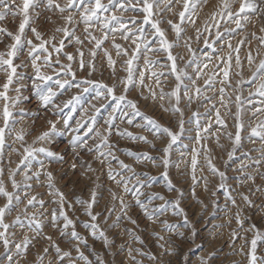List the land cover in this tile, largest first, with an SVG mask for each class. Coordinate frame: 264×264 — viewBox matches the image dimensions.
Wrapping results in <instances>:
<instances>
[{"label": "snow or ice", "instance_id": "1", "mask_svg": "<svg viewBox=\"0 0 264 264\" xmlns=\"http://www.w3.org/2000/svg\"><path fill=\"white\" fill-rule=\"evenodd\" d=\"M209 0H65V3L61 4L59 0H22L20 4H17L15 0H0V21H3L9 14L13 17L20 16L18 30L13 33L6 27H0V36L7 35L13 41L7 45L6 51H0V71L6 75L5 82L0 85V99L4 100L3 107L0 108V119H2V125H0V164L3 162L5 147L12 148L13 152H19V149L12 147V144L20 142L24 148L21 154V159L17 163L16 167L8 169V181L11 185L9 190L8 185L3 179L4 168L0 167V198L5 201L0 205V243L4 248L6 255V264H14V257L12 255V246H14L15 254L21 255L26 253L27 248L31 243V238L27 235L22 240L16 242L13 237L14 232L10 229L19 226L20 228L27 227L29 230L34 231L39 236L43 230V222L38 219L36 212H30L29 208H36L39 205L40 208H44L45 201L43 199H37L36 195H29L26 189H30L32 185L28 181L33 178L39 179L41 173L47 177V188L49 189V196L55 197L52 203L57 205V208L50 210V223L54 228H58L62 236H69L70 240H76L84 245H87V239L82 237L79 232L75 230V221L69 217L67 209L73 208V203L69 201L65 194L56 188L54 183V176L51 171L45 169V162L43 159H38L42 154L50 161H60L63 159L61 155L50 149L34 145L38 142H48L50 137L56 132V121L48 120L50 127L40 132L32 141L31 145L24 146L25 136L29 133L24 128L17 129L15 125L21 123L25 117L34 115L24 108H18L17 106L23 104L29 98L21 94V89L16 88L17 95L15 97H9L8 91L10 85L19 76L18 68L25 67V62L21 61L20 64H15L14 60L20 58V54L24 51L25 43L27 45V57L31 63V67L34 70V89L35 96L37 97L40 105L48 109L51 107L52 115L61 116L64 113V109L70 108L69 118L71 113L79 110L80 119L76 121V128L74 131L77 133L72 138L71 144L73 150L80 148L86 150L88 153L95 152L97 154L96 159H99L101 164L108 162L111 164L112 160H116L120 165L121 171H116L109 167L108 176L118 186L123 187V193L132 195L135 199V204L145 214L149 221L156 222L159 217L163 216L169 210L173 216L182 217V222L170 223L167 219L160 220L162 225V231L172 233L181 239H185V233L180 231L181 227H189L187 214L181 207L179 197L175 200L166 199L160 193L148 194L145 199H141L144 196L143 189L145 187H151L152 184L158 179L157 177L149 176L148 173H136L135 170L124 161L119 160L113 152L114 145L110 143L109 137L115 134L121 137H126L133 141H141L145 144H150L153 148L156 147L153 140H164L166 143L159 149L161 155L153 156L148 152H131L127 151L129 156L134 157L137 163L149 162L153 166H162L163 172L160 178L165 181V186L169 192L178 191L175 185L169 178L168 169L172 161L170 160V153L173 146L176 144L181 134L186 129L184 127V109L181 104L184 103L185 107H190L194 99H201V103H207L211 105V108L215 110V123L221 128H227L225 120L221 116L220 109L216 107L217 101H214L212 96L206 94V90L215 89V83L218 76L222 74L223 79L218 82L222 85L219 92L218 103L225 109V115H231L234 120L235 132H226L225 135L232 142L231 150L228 151V159L231 160L235 156L236 152L243 148L242 132L247 131V139L250 142L260 141L259 148H253L249 152H244L243 157L245 160H241V163L235 171L242 173L241 176L236 177L241 183L246 181H255V176L252 172L246 171L249 168L255 167L256 173L264 176V173H260L259 169L264 164V59H261L256 66V71L252 73V78L247 83L254 86V91H249L247 97L242 94V86L245 83L243 79L237 80L235 85L230 80V66L235 59V65L239 68L241 66V60L239 57L240 44L245 43V40H241L233 47L231 40L229 39L226 46L230 49L227 57L216 56L215 54L220 50L217 48V44L220 47H224L225 37H232L238 32H243L247 23L250 20V14H256L258 12H264V9H260L253 0H219L216 5V10L211 13L208 20L204 21V32L199 27H196V18L199 16L200 10L203 6L208 4ZM238 2V8L234 9V5ZM163 4V7H161ZM43 5L48 11H58L61 19L64 21V26L57 27L56 33H62V37L59 42H56V35L45 38L44 35L35 27H31L35 18H38L39 13H36L34 18L30 15V9H36ZM176 5H180L181 9L178 13L174 12ZM173 13L177 16L175 21L166 19L161 16L163 12ZM138 13L141 14L138 19L137 15L126 16L125 13ZM67 13V15H65ZM219 17V19H217ZM49 21L51 17L47 18ZM221 21L225 25H234V27L226 26L221 31ZM167 23L174 39H169L167 30L161 25ZM211 22V25H210ZM83 25V39L81 36L76 35V29L79 25ZM192 26L195 32V37L186 36V26ZM211 28H215V34L212 41L204 35L205 32L211 35ZM26 27L31 29L34 34L35 41L29 39L25 35ZM261 32H264V28H261ZM98 33V34H97ZM252 37L259 41L260 46H264V35L256 36L255 33L251 34ZM203 38V43L206 48L211 49V54L205 52L203 54V61L196 55V51L192 48V41L195 39L197 42ZM65 40L71 43L73 40L76 45H79L76 49V55L71 52L63 51L66 47ZM121 41V42H118ZM85 41L90 48L87 49L88 59H85L84 45ZM110 44L111 49L105 47V44ZM183 47L187 49L189 53V59L184 62L183 66H180L178 61L184 60V57L180 53L173 54V49ZM102 50L103 56L107 59V65L112 70V75L116 76V64L117 60L113 59L112 51L115 52L117 58L123 57L122 70L126 73L123 77H117L116 82L111 86L103 81H97L91 79L92 73L96 70V57L98 52ZM55 59H53V54ZM63 54L67 63H63L60 59V54ZM152 53H164L163 57L165 62H161L160 58L154 57ZM235 53V57H233ZM259 55V52L257 53ZM78 57V59H77ZM220 61V64L215 65L212 69V73L209 75L207 69L213 59ZM141 60L143 62L141 66ZM76 62L77 69L84 71L88 69V75L84 78H77V72L73 69V62ZM249 65L253 63V57L251 52L247 56ZM223 65V67H221ZM188 69H192L190 73ZM219 70V71H218ZM240 75V73H236ZM174 77V86L170 90L166 91L163 84H167V77ZM207 78H204V77ZM163 78V79H162ZM204 79L203 87L197 84V80ZM152 81L156 85L153 87L152 83H146ZM227 89H232L235 92V113L230 110V104L233 103L231 95L228 94ZM121 88L122 91L117 94V89ZM76 91L70 95L66 100H62L59 103L56 101L59 97L69 93L70 90ZM138 89L139 95L142 98L147 99L144 96V89H147L148 96L153 101H160V108L167 113L179 116L178 126L180 131H173L171 127L165 126L160 123L154 117L141 112L138 107L137 101L129 99L128 94L133 90ZM254 97H259L258 101H254ZM107 101V103H105ZM99 103V107L97 106ZM107 118L104 120V126H98L96 114L101 112V109L107 110ZM12 109H16L13 111ZM251 110L249 113L250 121H255L253 124H246L243 115L247 110ZM91 113V115L89 114ZM209 109H205L203 115L207 116ZM19 119H16V116ZM200 112H193L188 122L191 123L195 120L196 136L195 140L199 143L202 139H207V134L210 132L212 126V120H208L204 127H201ZM137 118H140L139 123L136 122ZM120 120L121 123L126 122L128 125H135L152 135L153 140H149L147 135H135L129 132L127 129H120L116 125V121ZM64 123H68V119L64 120ZM83 130V135L79 134ZM6 138H13L12 143H8ZM217 143H219V136L216 137ZM89 140H92V145H89ZM187 147V146H185ZM203 151L204 159L208 166V169L213 175H218L221 179L219 185L220 188H225L224 181L227 179L226 173L220 171L213 163V158L209 155L210 150L206 145H202L201 149H192L191 156V169H192V181L193 186L198 183L196 172L198 169L197 157ZM251 152H257L258 156H252ZM33 163L39 165V170L29 173L32 170ZM179 167V165H176ZM75 168V165H73ZM89 171L91 166L89 165ZM124 171H131L132 176H143L145 179H136L135 185L129 187V183L132 180V176H123ZM22 175L23 182H19L16 179L17 175ZM205 181V189H207V178L201 177ZM260 189L257 188V191ZM111 192V190H110ZM23 193V194H21ZM244 202L251 205L252 201L248 195L240 194ZM112 200L118 201L121 208L120 215H117L116 221H114L109 227H117L122 216L126 215V210L129 205L125 203L124 196L111 192ZM227 198L233 205H236L235 198L226 192ZM160 200L163 203L151 206L153 200ZM26 200V203H25ZM98 202V192L94 188L90 193V198L85 200L80 197H76L75 203L83 207L84 214L89 217L88 221L84 222V227L89 230L90 235L94 239H101L105 247H108L110 241L105 234V231L101 228L97 222L100 213H94V206ZM24 204L23 208L20 205ZM13 211L17 212L15 218L9 223L6 222V217ZM48 210H45L47 212ZM116 211L115 203L109 209H107L108 216H111ZM45 212H41L40 216H44ZM105 217V223H107ZM132 224H136V220H132L129 217ZM236 223L243 227V219L240 212L237 211ZM62 221V224L60 223ZM216 227H223V225H217ZM71 228V231L67 230ZM136 242L143 244L144 241L140 236L136 235L131 229H125ZM246 231L253 232V236L249 241L246 237L245 244L248 245V251L245 253L244 248L239 250L247 257L248 264H264V256L257 255L258 242H264V232L256 228L253 224ZM193 237L197 235L194 229L191 230ZM157 240H164L163 236L154 232ZM233 240L238 238V233L233 230L231 233ZM45 239L52 241L50 236H46ZM168 243H173L168 241ZM55 248L57 259L59 264H64L65 258H68V264H76V260L83 261L84 264H93L92 260L88 258L81 250L80 244L74 245L77 256L72 257L71 251L62 250L59 245L52 244ZM158 247L164 249V253L171 255L175 248H165L164 244H158ZM120 250H124V245L120 246ZM47 254L48 249L44 250ZM133 252L136 255H133ZM128 259L132 261V264H143L142 260L137 259V256L145 257L150 261H157L156 254L146 252L141 248L128 247L127 249ZM215 253H209L207 258L201 257L200 264H208V260L215 257ZM39 264H43V256L38 257ZM49 264H52L49 261ZM96 264H105L100 258L99 254L96 256Z\"/></svg>", "mask_w": 264, "mask_h": 264}, {"label": "rangeland", "instance_id": "2", "mask_svg": "<svg viewBox=\"0 0 264 264\" xmlns=\"http://www.w3.org/2000/svg\"><path fill=\"white\" fill-rule=\"evenodd\" d=\"M17 4H20L22 0H15ZM61 4L65 3V0H59ZM106 2V0H105ZM254 3L258 5L260 9H264V0H253ZM219 0H209L208 4L204 5L202 10H200L199 16L196 18V27H199L202 32H204V21L208 20L211 13L216 10V5ZM238 2L234 5V9L238 8ZM163 7V4H161ZM181 9L180 5H176L174 12L178 13ZM36 13H39L38 18ZM30 15L35 19L31 27L37 28L45 38L56 35V42L58 43L62 37V33H56L55 29L57 27L64 26V21L58 11H48L43 5L36 9H30ZM67 15V13H65ZM126 16L137 15L138 19L141 14L138 13H125ZM166 19H171L175 21L177 16L173 13L163 12L160 14ZM51 17L49 21L47 18ZM22 17H13L10 14L3 20L0 21V27H6L9 31L15 33L18 30V25ZM219 19V17H217ZM211 25V22H210ZM167 30L169 39H174V34L167 25L163 23L161 25ZM226 26L234 27V25H225L221 21V31ZM261 28H264V12H258L256 14H250V20L247 23L243 32H238L232 37H225L224 47H220L217 44V48L220 50L215 54L216 56L227 57L230 49L227 48L226 44L228 40H231L233 47L237 45L241 40H245V43L240 44L239 57L241 60V66L238 68L235 65V59L230 66V80L233 85L237 80L243 79L245 83L242 86V94L247 97L249 91H254V86L247 83L252 78V73L256 71V66L259 64L261 59H264V46L259 45V41L252 37V33L256 36L264 35L261 32ZM211 35L205 32L204 35L209 38L211 42L214 38L216 29L211 28ZM98 34V33H97ZM25 35L29 39L35 41L34 34L31 32L29 27H26ZM76 35L81 36L83 39V25L80 24L76 29ZM186 36L195 37V32L192 26H186ZM13 41L7 35L0 36V51H6L7 45L11 44ZM118 42H121L118 40ZM66 47L63 51L71 52L76 55V49L80 47L75 44L73 40L71 43L65 40ZM91 45L85 41V59H88L87 49ZM105 47L111 49L110 44H105ZM192 48L196 51V55L203 61V54L208 52L211 54V49L206 48L203 43V38L198 42L193 39ZM251 52L253 57V63L249 65L247 61V56ZM259 52V55L257 53ZM180 53L184 60L178 61L180 66H183L184 62L189 59V53L187 49L183 47L173 49V54ZM55 53L53 54V59H55ZM154 57L160 58L161 62H165L163 57L164 53H152L150 54ZM113 59L117 60L116 64V76L112 75V70L107 65V59L103 56V51L100 50L96 57V70L92 73L91 79L97 81H103L110 86L116 82L117 77H123L126 73L122 70L123 57L117 58L115 52L112 51ZM235 57V53H233ZM60 59L63 63H67L66 57L61 53ZM78 59V57H77ZM21 61L25 62V67L18 68L17 71L19 76L14 79V82L10 85L8 95L9 97H15L17 95L15 89L20 88L21 94L29 99L23 104L17 106L18 108H24L34 115L25 117L21 123L15 125L17 129L24 128L29 133L25 136L24 146L31 145L34 138L42 131L47 130L50 125L48 120L56 121V132L50 137L48 142L41 145L40 142L35 144V147L44 146L53 152L58 153L63 157L60 161H50L45 158L42 154L38 159H43L45 162V169L51 171L54 176V183L56 188H59L66 196V198L73 203L72 209H67L68 215L75 221V230L80 233V235L87 239V245L80 243L76 240H70L69 236H62L58 228H54L50 223V210L57 208V205L52 203L55 197L49 196V189L47 188V177L43 172L41 173L39 179L33 178L28 181L32 185L30 189H26L29 195H36L37 199H43L46 203L44 208H40L37 205L36 208H29L30 212H36L38 219L43 222V230L39 236L36 235L34 231L29 230L27 227L20 228L19 226L10 229L11 232L15 233L13 239L19 242L23 239L25 235L31 238V243L26 250V253L21 255L15 254L14 246H12V255L14 257V264H39L38 257L43 256V264H59L55 248L52 246L53 243L59 245L62 250L71 251L72 257L75 258L77 253L75 251L74 245L80 244V250L92 260L93 264H96V256L99 254L100 258L105 262V264H132V261L128 259L127 249L128 247L141 248L146 252H151L156 254L158 260L153 262L145 257L137 256V259L142 260L143 264H200L201 257L207 258L209 253H215V257L208 260V264H248L247 257L242 254L239 250L241 247L244 248V252L248 251V245L245 244V237L250 241L253 232L246 231L251 225H255L256 228L264 232V176L256 173L255 167L247 169L246 171L252 172L255 176V181H246L241 183L236 177L241 176L242 173L235 171L241 163V160H245L243 157L244 152H249L253 148H259L260 141L256 140L254 143L247 139L248 132H242L243 148L239 149L233 159H228V151L231 150L232 142L225 135L226 132H235L234 120L231 115H225V109L221 107L218 103L219 101V88L222 86L218 81L223 79L222 74L218 76L217 82L215 83V89L206 90L208 96H212L214 101H217L216 107L220 109L221 116L227 124V128H221L215 123V110L211 108V105L207 103H201V99H194L190 107H185L184 103L181 107L184 109V120L186 131L181 134L180 138L173 146L170 153V160L172 163L169 166L168 173L169 178L175 185L178 191L169 192L165 186V181L160 178L163 172L162 166H153L149 162L137 163L134 157L129 156L127 151L131 152H148L153 156H159L161 153L159 149L164 146L166 139L164 140H153V137L148 132L135 127V125H128L126 122L121 123L118 119L116 125L120 129H127L135 135H147L149 140H153L156 147L153 148L150 144H145L141 141H133L126 137H121L115 134L113 130V135L109 137V141L114 145L113 152L114 155L119 159L124 161V163L130 165L136 173H148L149 176L157 177L158 179L152 184L151 187H145L143 189L144 196L140 198L143 200L148 194L160 193L166 199L175 200L179 197L181 207L187 214L189 227H181L179 230L185 233V239H181L172 233L162 231V225L159 223L160 220L167 219L170 223L182 222V217L173 216L171 210L165 213L163 216L159 217L156 222L149 221L145 216L144 212L135 204V199L132 195L123 193V187L118 186L112 180L109 179L108 169L111 167L116 171H121L120 165L116 160H112L111 164L105 162L101 164L99 159H96L97 154L95 152L88 153L86 150L76 148L73 150L71 141L72 138L77 135L74 131L76 128V121L80 119V112L71 113V118H69L70 108L64 109V113L61 116L52 115V109L43 108L37 100L34 92V70L31 67V63L27 57V45L25 43L24 51L20 54V58L14 60L15 64H20ZM208 63L207 61H203ZM141 66L143 64L141 60ZM220 64V61L213 59L209 68L206 70L210 75L212 69L215 65ZM223 67V65H221ZM73 69L77 72V78H84L88 75V69L84 71H79L77 69V64L73 62ZM191 73L192 69H188ZM219 71V70H218ZM240 73V75H236ZM204 78H207L206 76ZM6 75L4 72L0 71V85L5 82ZM163 79V78H162ZM167 84L162 86L166 91L170 90L174 86V77H167ZM146 83H152L153 87L156 85L152 81H147ZM197 84L203 87L204 79L197 80ZM227 89V86L224 85ZM159 91L158 88H156ZM76 90L72 89L69 93L58 98L56 101L59 103L62 100H66L73 94ZM122 91L121 88L117 89V94ZM144 96L147 99L142 98L139 95L138 89H133L129 94V99H134L137 101L138 107L141 112L150 115L157 119L160 123L165 126L171 127L173 131L179 132V116L173 115L171 113L164 112L160 108V101H153L150 96H148L147 89H144ZM227 92L232 97L233 103L230 104V110L235 113L236 109L234 106L235 92L232 89H227ZM254 101H258L259 97H254ZM4 100L0 99V108L3 107ZM107 103V101H105ZM99 107V103H97ZM209 109L207 116L203 115L205 109ZM16 111V109H12ZM111 109H101V112L96 114L98 126H104V120L107 118L108 112ZM200 112L201 127L207 124L208 120H212V126L210 132L207 134L202 133V135H207V139H202L199 143L195 140L196 128L195 120L193 119L191 123L188 122L189 118L192 116L193 112ZM250 109L245 112L243 119L246 124H253L255 121H250L249 113ZM91 115V113H89ZM19 119V116H16ZM68 119V123L65 124L64 120ZM137 123L141 122L140 118H137ZM0 125H2V119H0ZM83 135V130L79 133ZM217 135L219 136V143H217ZM8 143H12L13 138H6ZM93 141L89 140V145H92ZM202 145L210 150L209 155L213 158V163L216 167L226 173L227 179L224 181L225 188H220L221 179L218 175H213L208 169L206 161L204 159L203 151L197 157L198 159V169L196 172V177L198 183L193 186L192 181V169H191V156L192 149H201ZM187 146V147H185ZM12 147L19 149V152H13L12 148L5 147L3 162L0 167L4 168L3 179L8 185L9 190H11L10 182L8 181V169L15 168L17 163L21 159V154L23 153V146L20 142L12 144ZM252 156H258L257 152H251ZM75 165V168H73ZM89 165L91 166V171H89ZM176 165H179L177 167ZM39 170V165L33 163L32 170L29 173ZM260 173H264V164L261 165L259 169ZM123 176H132L131 171H124ZM201 177L207 178V189H205V181ZM17 181L23 182L22 175L16 176ZM136 179H145L143 176H132V180L129 183V187L135 185ZM98 192V202L94 206V213H100L98 217V223L101 228L105 231L110 244L105 247L103 240L94 239L88 229L84 227V222L89 220V217L84 214L83 207L75 203L76 197L82 199H89L90 193L93 189ZM257 188L260 190L257 191ZM116 192L119 195L124 196L125 203L129 205L126 210V215L122 216L117 227H109L114 221H116L117 215H120L121 208L118 201H113L111 192ZM226 192L235 198L236 205H233L231 201L227 198ZM241 193L248 195L252 204L249 205L244 202L241 198ZM23 194V193H21ZM5 201L0 198V205ZM26 203V200H25ZM115 203L116 211L108 216L107 209L111 208ZM163 203L160 200H153L151 206L154 207ZM24 204L20 205L23 208ZM45 210H48L45 212ZM240 212L241 218L243 219V227L236 223V213ZM41 212H45L44 216H40ZM17 215L16 211H13L10 215L6 217V222H11ZM105 217L107 218V223H105ZM129 217L132 220H136V224H132ZM62 224V221L60 222ZM217 225H223V227H216ZM125 229H131L136 235L140 236L144 241L140 244L132 239ZM194 229L197 233L195 237L192 236L191 230ZM236 230L238 233V238L233 240L231 233ZM71 231V228L67 230ZM159 233L160 236L164 237V240H157L153 233ZM46 236H50L52 241L45 239ZM172 241L173 243H168ZM158 244H164L165 248L173 247L175 251L169 255L164 253V249L158 247ZM124 245V250H120V246ZM48 249L47 254L44 250ZM133 255H136L133 252ZM257 255L264 256V242H258ZM0 264H6V255L4 253V248L2 243H0ZM64 264H68V258H65ZM76 264H84L83 261L76 260Z\"/></svg>", "mask_w": 264, "mask_h": 264}]
</instances>
